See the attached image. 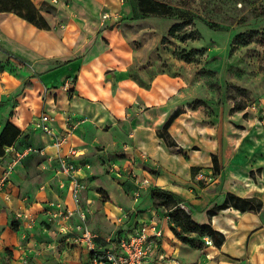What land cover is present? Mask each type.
<instances>
[{"label":"rangeland","instance_id":"1","mask_svg":"<svg viewBox=\"0 0 264 264\" xmlns=\"http://www.w3.org/2000/svg\"><path fill=\"white\" fill-rule=\"evenodd\" d=\"M31 1L49 24L50 29L43 31L50 34L54 32L61 41L67 37L69 40H65V43L68 46L73 45V40H82V45L87 46L95 33L125 34L114 35V38H118L114 42V51L121 58L130 53L132 78L139 80L150 96L156 93L163 98L160 104L163 113L160 128L176 109L179 110L167 135L176 144L171 150L176 151L182 146V153L195 161V170L191 174L193 183L200 187L213 184L219 186V182L225 179L223 169L226 164L238 159L245 169V183L249 182L256 188L258 186L260 192H264V45L253 37L248 38L247 44H242L238 37L242 32H264V0H152L171 9L170 13L163 15H142L138 11V0ZM3 16L0 15V21ZM175 23L181 26L173 35L168 34L169 28ZM9 24L11 30L17 31L20 39L8 37L7 34L3 41L32 61L10 54L0 45V79L4 83L16 78L23 66L32 69L39 53L48 51L51 46L46 36L27 32L11 22ZM124 37L126 43L122 40ZM109 43V36L102 37L103 45ZM183 52L188 60L181 58ZM60 64L61 61L55 59L52 68ZM27 71L28 68L21 73ZM58 88L63 89L68 96L75 91L74 86L67 90L63 86ZM26 98L28 100L17 108L19 118L16 120L19 124L39 110L38 104L32 102V97L26 95ZM11 99L13 106L10 115L13 116L15 103L19 101ZM156 105L151 102L145 108L146 105L137 101L130 108L132 111L135 109L134 114H140ZM3 116L4 112L0 111L1 120ZM126 122L117 124V130H126ZM26 129L29 130L28 126ZM25 143L23 140L22 144ZM114 156L122 160L124 154L115 151ZM213 156L218 161L217 174L213 169ZM39 160L37 156L24 159L22 169L18 166L15 172L22 179L12 176L10 185H6L4 191L11 199L24 200L36 216L34 228L38 227L41 231L36 236L29 235L34 228L29 231L25 229L19 236L10 238L14 240L20 237L28 241V236H34L31 247L35 248V254L41 258L38 264H70L62 255L66 260L70 257L81 260L84 247L72 237L68 240L67 234L65 236L58 231V218L48 216L50 202L62 201L57 194L59 187L56 178L41 175ZM4 164L5 160L0 159V168ZM95 165L94 172H97H93L92 178L103 179V185L96 186L95 190H98L99 201L108 204L107 209L103 208L100 214L92 211L88 215L87 224L92 228L90 222L98 221L108 229V236H114L127 226L124 220L130 216V211L124 202H111L112 195H108L106 185H111V191L115 190L116 195L120 193L122 196L124 193L129 198L136 199L138 196L141 199L143 194L139 186L142 183L137 182L131 172L128 180L123 183L112 178L110 173L116 166L120 173L128 172L124 164L118 161L106 160ZM23 170H28V173L24 175ZM200 172L206 175L212 173L213 178L200 180L196 177ZM235 185L239 191L247 190L242 180ZM116 195H113V200ZM174 198L184 204L179 198ZM6 203L3 195H0V222L17 229L13 212ZM154 205L170 212L171 226L178 230L173 219L175 205ZM184 210L190 214L187 207ZM219 220L227 225L229 221L235 222V216H221ZM247 223L248 220L240 225ZM182 234L186 238L184 241L173 234L171 227L170 231L165 229L162 244L153 261L159 264H175V261L180 264H251L248 255L232 256L219 252L222 244L217 246L214 239L208 245L204 236L197 232ZM222 234L224 241L225 235ZM32 259L26 260L25 264H35Z\"/></svg>","mask_w":264,"mask_h":264},{"label":"crops","instance_id":"2","mask_svg":"<svg viewBox=\"0 0 264 264\" xmlns=\"http://www.w3.org/2000/svg\"><path fill=\"white\" fill-rule=\"evenodd\" d=\"M0 15H4L0 21V45L10 54L29 60L3 41L7 34L8 37L20 39L17 31L11 30L12 26L9 22L18 25L19 28L27 32L46 36L51 43L48 51L43 50L42 53H39L40 56L34 60L32 69L23 66L20 74L8 83H4L0 79V111L4 112L3 119H0V131L7 120L12 121L20 129L21 133L14 142V146L17 148L27 145L45 147L46 153L53 155L50 139L32 126L33 118L45 112L54 118L52 125L56 132L73 129L70 144L78 150L76 161L89 165L80 171V176L86 185L82 192V203L89 208L88 215L94 210L95 213L100 214L103 212V208L107 209L108 204L99 201L98 190H95L96 186L103 185L101 177L92 178L95 164L100 165L102 161L106 160L108 162L118 161V163L124 164L123 166L128 172L120 173L118 166L112 169L110 174L117 182L123 183L128 180L130 172L136 177L137 182L142 183L143 180H147V183L139 186L140 193L143 194L141 199L138 196L136 199L129 198L124 193L122 196L120 193L116 195L115 190L111 191V185H106L108 195L110 197L112 195L111 202L119 204L124 202L130 211V216L125 217L124 220L127 226L122 229L121 234L133 233L140 224L150 221L151 218H159L162 230L170 231L169 223L163 218L166 209H158L151 197V189L158 187L172 192L175 197L179 198L184 203L183 205L190 210L194 221L199 224L210 223L214 229L224 233L225 240L219 252L232 256L246 257L248 255L251 264H264V218H262L264 216L262 214L264 212V192L261 193L258 186L256 188L249 182L245 183V169L243 165L239 164L238 159L226 164L223 169L225 179L219 182V186L213 184L200 187L191 181V167L195 166V161L190 156L187 157L182 152H178V148L176 151L171 150L165 141L157 136V131L161 129L160 122L163 119L160 106L163 98L156 93L150 96L148 90L140 85L139 80L136 81L132 78L130 75L132 61L130 53L127 57L121 58L118 52L114 51V42L118 39L114 38V35L123 32L95 33L87 46L82 45V40H70L73 45L68 46L65 43V40H69L67 37H63L61 41L54 32L50 34L43 30L38 31L35 26L14 14L0 13ZM122 35L125 36V34ZM106 36L110 38L109 45L102 44V37ZM122 40L126 43L125 37ZM102 54L105 55L104 59H102ZM53 59L60 60L61 64L52 68ZM26 68L28 71L21 73ZM67 80L71 82L70 87L74 86L75 91L71 96H68L63 89L58 88V86H63ZM26 95L32 97V102L38 104L39 110L30 114L22 124H19L16 120L19 118L17 108L28 100ZM11 98L19 101L15 103L13 116L10 115L11 106H13ZM137 101L141 105H146L145 108L151 102H155L157 105L140 114H134L135 109L133 108L132 111L130 106ZM121 121H127L126 130H117L116 125ZM26 126L29 130L26 129ZM23 140L26 142L25 144H22ZM115 151L124 154L122 160L114 156ZM31 156L40 158L39 169L42 176L55 178L52 164L45 165L43 156H39V154H30L24 159ZM0 159L6 160L7 157L2 156ZM22 161L17 164L16 168L22 167ZM44 166L45 168H43ZM16 168L12 176L22 179L21 175L15 173ZM23 172L25 175L28 170H23ZM95 172L97 171L95 170ZM131 178L129 180L132 181ZM241 180L247 190L239 191L237 189L235 184ZM10 182L11 179L7 185H10ZM57 192L63 203L68 206L72 205L68 187L64 190L59 189ZM228 192L244 198H258L262 201V207L257 212H240L234 208H226L210 217L209 210L222 204ZM113 195H116L115 200H113ZM92 200L93 203H91ZM6 206L13 213L18 208H26L34 214L20 198L11 199L6 203ZM233 215L235 222L229 221L227 225L219 220L221 216L232 218ZM246 220L248 223L241 226L240 224ZM15 223L17 229L0 222V264H25L26 260L31 257H33L32 261L38 264L41 258L35 254V248L31 247L34 236H28V241H23L20 237L12 240L13 237L19 236L26 229L17 222ZM35 225L26 230L33 229ZM90 225L92 228H89L100 236L109 235L106 233L108 229L100 225L98 221H91ZM40 231V228L36 227L29 235L37 236ZM63 235L65 234L63 233ZM67 238L70 240L71 237L67 235ZM161 244L162 237L159 247L153 251L144 264H159L153 259H155ZM62 258L70 264H88V255L84 248L81 260L72 257L66 260L63 255Z\"/></svg>","mask_w":264,"mask_h":264},{"label":"built area","instance_id":"3","mask_svg":"<svg viewBox=\"0 0 264 264\" xmlns=\"http://www.w3.org/2000/svg\"><path fill=\"white\" fill-rule=\"evenodd\" d=\"M70 86L69 80L63 84L66 90ZM53 120L54 118L45 112L32 120L34 129L50 139L53 155L47 154L45 147L33 145L22 148L11 145L5 148L3 156L8 155L9 157L5 160L0 172V195H3L7 202L11 201L4 187L10 181L17 164L30 154H39L43 156L45 165L52 164L59 189L64 190L68 187L72 202L71 206L63 202H50L47 214L58 218V231L83 245L88 255V264H144L153 251L159 247V241L163 235V230L159 225L160 219L151 218L150 221L140 224L133 233L127 235L119 233L114 236H100L93 232L87 224L90 210L82 203V192L86 185L80 176V171L89 165L76 161L78 150L70 144L73 129L56 132L53 129ZM212 175V173L206 175L205 172H200L196 177L207 181L213 178ZM143 183H147V180H143ZM181 207L185 209L183 204ZM13 217L15 222L26 229L32 228L36 223L35 215L26 208L14 210ZM163 218L169 222L168 215L164 214ZM204 240L206 244H212L210 238L205 237ZM175 264L180 263L175 261Z\"/></svg>","mask_w":264,"mask_h":264},{"label":"trees","instance_id":"4","mask_svg":"<svg viewBox=\"0 0 264 264\" xmlns=\"http://www.w3.org/2000/svg\"><path fill=\"white\" fill-rule=\"evenodd\" d=\"M137 6H139L138 11L142 15L153 14V15H163L170 13V8L167 5L152 1V0H138ZM0 13H12L22 20L32 24L38 29L49 30V24L47 23L44 16L41 14L40 9L37 8L31 0H0ZM181 24H173L169 30L168 34L173 35ZM242 44H247L249 42L248 38L253 37L255 41L264 45V32L250 31L242 32L238 35ZM181 58L188 60V56L185 53H181ZM2 65L0 64V70ZM179 114V110L176 109L174 113L167 119L163 127L157 131V136L165 141L167 147L171 148L176 146L173 141L168 139L167 130L171 125L173 119ZM21 131L20 129L10 120H7L0 131V157L4 155L5 148L14 144V142L19 137ZM178 152H182L181 148H178ZM213 169L214 173L219 172L218 161L216 156H213ZM195 167H191V174L194 173ZM151 197L153 203L156 205H168L172 203L175 205L176 213L173 217L174 223L177 226L176 230L171 226L172 215L168 210H166L165 215L169 216V227H171L173 234L180 240H185V236L182 233L197 232L199 235L214 239L217 246L223 243V234L218 230L214 229L210 223L199 224L193 220L190 214H187L184 208L180 207V203L174 198V194L168 190L153 187L151 189ZM262 207V201L255 197H240L234 193L228 192L222 204L216 205L209 210V216L215 215L218 211L226 208H234L240 212H257ZM178 213V215H176ZM213 241V240H212Z\"/></svg>","mask_w":264,"mask_h":264}]
</instances>
